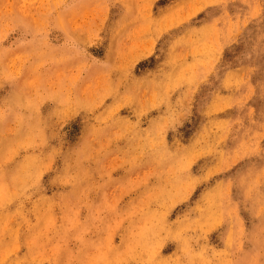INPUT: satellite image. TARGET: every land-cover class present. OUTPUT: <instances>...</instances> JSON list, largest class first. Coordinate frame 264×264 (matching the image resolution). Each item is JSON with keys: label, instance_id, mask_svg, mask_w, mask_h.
Returning a JSON list of instances; mask_svg holds the SVG:
<instances>
[{"label": "rangeland", "instance_id": "1", "mask_svg": "<svg viewBox=\"0 0 264 264\" xmlns=\"http://www.w3.org/2000/svg\"><path fill=\"white\" fill-rule=\"evenodd\" d=\"M0 264H264V0H0Z\"/></svg>", "mask_w": 264, "mask_h": 264}]
</instances>
